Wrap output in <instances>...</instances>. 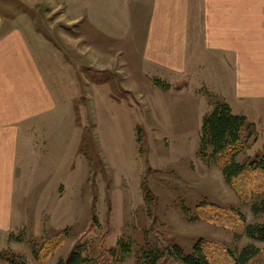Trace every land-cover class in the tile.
Masks as SVG:
<instances>
[{"label": "rangeland", "instance_id": "rangeland-1", "mask_svg": "<svg viewBox=\"0 0 264 264\" xmlns=\"http://www.w3.org/2000/svg\"><path fill=\"white\" fill-rule=\"evenodd\" d=\"M134 1L0 0L3 28L25 34L59 97L44 149L37 131L33 144L21 142L7 204L0 192V264H57L77 243L88 264H138L152 244L187 254L201 238L215 264H232L245 246L264 249V241L208 217L212 208L236 223L264 224V212L253 211L264 199V181L249 200L241 196L243 183L251 187L262 175L247 172L229 184L211 149L199 151L204 116L216 102L229 103L205 85L191 96L168 94L173 84L165 71L144 66L142 52L145 29L165 26L164 2L150 17L151 0ZM218 68L206 79L227 89L230 70ZM230 100L232 112L254 128L236 160L264 158V99ZM203 105L205 112L195 113ZM57 233L64 240L36 257Z\"/></svg>", "mask_w": 264, "mask_h": 264}, {"label": "crops", "instance_id": "crops-1", "mask_svg": "<svg viewBox=\"0 0 264 264\" xmlns=\"http://www.w3.org/2000/svg\"><path fill=\"white\" fill-rule=\"evenodd\" d=\"M158 2L165 5V26L145 29L142 52L149 63L144 66L165 71L173 84L169 95L191 96L205 85L230 106L232 98L264 99V0H151L150 17ZM2 20L0 15V192L7 204L18 146L33 144L37 131L44 149L47 119L59 97L49 89L25 34L15 26L3 28ZM218 66L230 70L227 89L206 79ZM196 112H205V105Z\"/></svg>", "mask_w": 264, "mask_h": 264}, {"label": "trees", "instance_id": "trees-1", "mask_svg": "<svg viewBox=\"0 0 264 264\" xmlns=\"http://www.w3.org/2000/svg\"><path fill=\"white\" fill-rule=\"evenodd\" d=\"M253 129V124H250L244 115L232 112L231 107L224 102H216L212 111L204 116L200 132V153L206 154L208 148L211 149V157L219 162L227 183L232 184L235 179L247 172L254 174L259 172V175H262L260 181L256 177L257 181L251 187L245 183L246 181L243 183L241 196L245 200H249L256 194L259 184H263L262 181H264V158H255L245 163L236 160V153L241 151L247 144ZM247 179L252 178L249 176ZM245 184L246 186H244ZM253 211L264 212V199L253 205ZM208 217L215 222L232 225L235 230L239 232L241 230L252 239L264 241V224L244 225L243 221L236 223L235 218L228 215L227 211L221 212L212 208L208 212ZM64 238V233H57L52 236L45 242V246L39 248L42 253L34 250L35 256L38 258L47 256ZM208 247L207 241L203 238L199 239L194 244L191 253L187 254L183 253L182 248L178 245L168 248L160 244H152L150 249L145 248L142 250L138 264H160L162 259L165 258L174 260L181 258L185 264H215L217 255L212 248ZM123 249L126 253L129 251L125 246ZM85 252V246L82 243H77L69 255L65 259L59 260L57 264H88L90 258ZM230 258L232 264H264V249L253 245L245 246L237 256ZM93 264L100 263L96 260Z\"/></svg>", "mask_w": 264, "mask_h": 264}]
</instances>
